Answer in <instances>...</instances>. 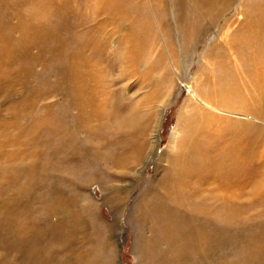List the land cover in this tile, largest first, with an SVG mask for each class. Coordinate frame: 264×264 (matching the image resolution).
<instances>
[{"label":"rangeland","instance_id":"374dc122","mask_svg":"<svg viewBox=\"0 0 264 264\" xmlns=\"http://www.w3.org/2000/svg\"><path fill=\"white\" fill-rule=\"evenodd\" d=\"M259 1L0 0V264H264L241 251L264 239V105L229 35ZM197 142L259 169L242 226L151 214Z\"/></svg>","mask_w":264,"mask_h":264},{"label":"bare ground","instance_id":"6f19581e","mask_svg":"<svg viewBox=\"0 0 264 264\" xmlns=\"http://www.w3.org/2000/svg\"><path fill=\"white\" fill-rule=\"evenodd\" d=\"M195 1L198 4L203 5L209 0ZM47 4L50 5V0H39L38 13L44 15L46 11L43 10V7H45ZM256 7L257 8L255 10H245L241 13L242 18L240 17L237 26L229 35L234 38V48L238 50L242 72L246 76L248 87L250 86L247 90L248 94L246 96V100L252 103H261L262 105H264V0H260L258 6ZM33 17H35V15ZM35 24L38 25L40 24V22H35ZM38 30L39 31L36 32L40 33L39 38H42L41 29L38 28ZM35 35L38 37L37 33ZM184 86L186 87L189 95L200 106L217 113H225L224 110L222 111L220 109H215L213 108L214 106L211 107L209 105L210 103L208 104L207 102L199 98L193 90L194 88L192 89L189 84ZM233 90L235 91V88ZM236 92L234 93V95L236 94ZM155 128V132L152 135L153 144L150 147L151 152L154 148V144L157 143L156 140L158 139V128H160V122H157ZM174 140L176 141V139ZM210 148V144L197 142V151L195 153V156L198 157V160L195 162H188V156L187 161L185 160L186 163L185 161H180L183 158L180 155H182L183 153L177 156L178 166L176 164L173 168L171 167L172 169H174V171L175 169H177L176 181H169L165 189L158 195V199H152L151 214L154 217L160 218V220L165 219L169 221L168 219H182L183 215L185 216L187 214H191L196 217L204 216L207 219H212L215 221L219 219L232 227H238L244 224L247 208L245 206V203L242 202L244 201V196L246 194L245 189L247 180L249 179L248 175L252 176L254 174H257L259 169H255L254 167L256 165H252L248 158H242L235 155V149L231 146H227V148H220L216 152H213V150H210ZM184 158H186V156H184ZM210 179H212L213 182L218 181L216 187L214 186V188L211 190H221L223 192V195L220 197V199L217 198L218 200L213 195L211 196V198H209L216 203L220 202L219 206L215 210H212L208 207V205L205 203L206 200L204 197L201 198V196H198V194L202 191L201 185L199 183L203 182L204 180ZM191 180H195V183L189 185V182ZM261 216H264V213L261 214ZM191 243L192 241L189 239L185 241L183 245L189 246ZM261 247L262 249H264V239H261L260 241L252 244L250 249L246 251L242 249L241 251L247 256V259L254 254L256 248L260 249Z\"/></svg>","mask_w":264,"mask_h":264}]
</instances>
